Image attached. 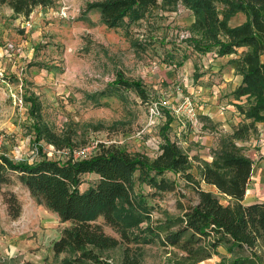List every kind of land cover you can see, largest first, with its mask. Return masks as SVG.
Wrapping results in <instances>:
<instances>
[{
	"label": "rangeland",
	"instance_id": "obj_1",
	"mask_svg": "<svg viewBox=\"0 0 264 264\" xmlns=\"http://www.w3.org/2000/svg\"><path fill=\"white\" fill-rule=\"evenodd\" d=\"M96 1L102 0H51L28 17L16 16L7 6L0 7V154L28 163L42 156L64 162L86 158L104 143L152 158L158 152L162 126L169 115L166 134L176 139L188 155L202 160L206 153L202 137H213V151L223 132L202 123L198 113L202 100L197 91L209 85L210 89L203 90L216 95L215 100L224 108L221 111H228L226 106L235 99L234 81L223 85L222 71L210 72L217 59L211 54L215 49L202 53L192 47L197 35L177 23L178 18H186L178 9L160 5L130 26L109 28L96 10L84 12L88 2ZM119 71L128 79L141 81L148 93L146 101L131 90L124 91L122 97L110 92L108 84ZM225 73L235 75L227 66ZM101 91L106 94L88 97ZM25 93L38 97L41 118L51 129L73 132L75 146L57 149L37 140ZM243 98L241 105L245 106L247 99ZM208 103L213 105L205 101ZM152 107L157 108V116ZM193 172L197 174L196 168ZM163 176L175 178L183 196L178 192L151 195L147 185H136V191L146 195L153 220L164 213L179 214L177 199L187 204L195 198L184 180L168 172ZM95 179L94 175L84 177L81 190ZM201 187L227 204L226 197L212 187ZM10 193L20 204L17 217L8 213L6 198ZM62 226L56 213L37 203L12 174L11 182L0 191V264H59L53 257L52 242ZM105 230L116 235L108 227ZM140 246L142 264H175L172 248H164L157 241ZM123 247L106 251L103 257L110 264H120ZM218 259L217 254L199 264H216Z\"/></svg>",
	"mask_w": 264,
	"mask_h": 264
},
{
	"label": "trees",
	"instance_id": "obj_2",
	"mask_svg": "<svg viewBox=\"0 0 264 264\" xmlns=\"http://www.w3.org/2000/svg\"><path fill=\"white\" fill-rule=\"evenodd\" d=\"M50 3L0 0V6L24 17ZM160 5L169 10L182 5L194 16L190 30L197 35L192 43L197 51L215 49L218 56L236 55L230 63L242 76L234 95L247 99L245 106L237 105L244 122L231 134L218 138L210 161L191 158L166 134L169 115L162 126L158 152L152 158L104 143L86 158L64 162L42 156L28 163L0 154V191L15 174L37 203L56 213L63 226L52 242V253L59 264H110L104 253L120 245L124 246L120 264H142L140 243L150 241L172 248L175 264H199L217 254L219 246L230 256L221 255L216 264H264V203L242 202L252 160L237 144L255 133L257 123H264V0H102L88 2L84 12L96 10L104 25L118 28L138 22ZM239 12L244 14V21L231 25L230 19ZM108 88L121 97L131 90L143 101L148 99L141 81L128 79L121 71ZM105 94L101 91L88 97ZM23 98L29 103L37 140L57 149L76 145L71 130L58 133L42 120L35 94L25 93ZM167 172L184 180L195 198L187 204L177 199L179 214L164 213L153 220L146 195L136 191V185H147L151 195L179 193L176 179L163 176ZM88 174L96 179L81 190ZM202 183L215 187L218 194L229 199L228 204L203 189ZM6 202L9 215L17 217L20 204L15 195L10 193ZM106 227L116 235L107 233Z\"/></svg>",
	"mask_w": 264,
	"mask_h": 264
},
{
	"label": "crops",
	"instance_id": "obj_3",
	"mask_svg": "<svg viewBox=\"0 0 264 264\" xmlns=\"http://www.w3.org/2000/svg\"><path fill=\"white\" fill-rule=\"evenodd\" d=\"M177 9H178V13L183 12L186 15V18H180V19L178 18L177 23L190 27L194 21V16L182 5H178L176 7V10ZM236 19L238 21H236ZM244 19H245L244 14L239 12L230 19V24L232 22V25H238L241 22H243ZM211 54L214 55V53ZM235 56L236 55L218 56L217 54L212 56L217 59H216V63H214L213 67H211L210 70V72L216 70L220 72L222 71L223 77L225 78V80L223 81V85H226L227 83L230 84V81H234L232 88L233 95H234V90L241 83V79H242V76L235 71L234 67L230 63V59L235 58ZM262 59H264V55H262ZM225 66L230 67V69L234 70L235 75H233V77L232 75H230V73L228 75L225 73ZM208 86L202 85L200 86V90L197 91V93L199 94V99L202 100V105L200 107V111L198 112L200 114V118L202 119V123L204 122L217 126L218 128H220V132H223V135L231 134L234 128L238 124L244 122L243 116L239 113L237 109V105L241 104L243 102V100L241 99L244 98L243 97L237 98L234 95L235 99H232L231 104L226 106L228 111H221L224 108L222 105L219 106V103L215 100L216 95H209L205 93V91L203 90L204 88L210 89V87ZM205 101L212 102L213 105H209L210 103L205 104ZM231 112H234V114H232ZM204 129H206L205 125H204ZM220 136H222V134H220ZM172 140H176V139H172ZM203 140L206 145V153L202 156V160L210 161L212 159V154H213V151L210 150V148L215 143L213 142V137H210L209 135L202 137V141ZM238 146H240L242 148V151L252 160V169L242 202L244 204L264 203V123H257L256 133L253 136L251 135L247 140L238 142ZM213 149H215V146L213 147ZM210 187H212L215 191H217L215 187L213 186ZM226 199L229 202V199L228 198ZM216 252L220 256L221 255H224L226 257L230 256L229 253L222 246H219L216 249ZM219 261L220 259H218V262Z\"/></svg>",
	"mask_w": 264,
	"mask_h": 264
},
{
	"label": "built area",
	"instance_id": "obj_4",
	"mask_svg": "<svg viewBox=\"0 0 264 264\" xmlns=\"http://www.w3.org/2000/svg\"><path fill=\"white\" fill-rule=\"evenodd\" d=\"M214 55H216V53H214ZM151 111L154 113V116H157L159 113L156 107H152Z\"/></svg>",
	"mask_w": 264,
	"mask_h": 264
}]
</instances>
